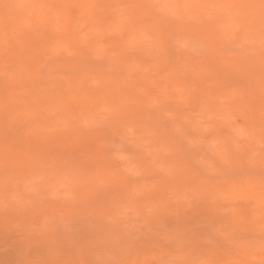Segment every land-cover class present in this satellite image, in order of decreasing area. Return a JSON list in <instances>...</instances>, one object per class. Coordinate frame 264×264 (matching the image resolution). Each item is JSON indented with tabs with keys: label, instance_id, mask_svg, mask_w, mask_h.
<instances>
[{
	"label": "rangeland",
	"instance_id": "rangeland-1",
	"mask_svg": "<svg viewBox=\"0 0 264 264\" xmlns=\"http://www.w3.org/2000/svg\"><path fill=\"white\" fill-rule=\"evenodd\" d=\"M0 264H264V0H0Z\"/></svg>",
	"mask_w": 264,
	"mask_h": 264
}]
</instances>
